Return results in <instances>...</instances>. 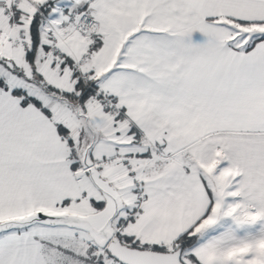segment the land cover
Here are the masks:
<instances>
[{"label":"crops","instance_id":"0c3cea01","mask_svg":"<svg viewBox=\"0 0 264 264\" xmlns=\"http://www.w3.org/2000/svg\"><path fill=\"white\" fill-rule=\"evenodd\" d=\"M14 1L0 0V61L23 65L31 23L41 15L44 51L31 62L33 85L43 80L67 94L79 83L94 85L117 108L105 110L97 99L90 113L96 129L121 121L142 144L128 157L113 136L100 134L93 151L113 186L138 180L129 209L140 210L125 232L173 249L193 231L198 242L187 264H264V35L244 33L242 40L236 27L264 28V0H53L46 10L51 0H20L11 9ZM85 13L98 24L96 36L69 38L63 59L50 60V22L69 27L71 14ZM21 33L31 40L27 49L18 44ZM86 54L82 75L75 62ZM15 91L0 85V223L36 212L95 213L105 200L68 145L80 140V150L83 128L71 131L33 96L42 106L22 105ZM160 151L173 160L159 161ZM214 156L221 173L235 175L248 225L260 223L257 234L242 235L226 222L219 230L211 220V176L200 165ZM97 263L80 231L34 226L0 235V264Z\"/></svg>","mask_w":264,"mask_h":264},{"label":"rangeland","instance_id":"374dc122","mask_svg":"<svg viewBox=\"0 0 264 264\" xmlns=\"http://www.w3.org/2000/svg\"><path fill=\"white\" fill-rule=\"evenodd\" d=\"M65 0H62V2ZM51 18H53V15H51ZM239 30V33H241V39L244 40L243 34L247 33L248 37L253 38L254 36L257 35H264V28H247V27H241V26H236ZM75 37V36H74ZM72 38V37H71ZM77 39V38H73ZM72 39V40H73ZM44 47L40 46L38 50V54L40 55L43 53ZM39 58V57H38ZM31 61L26 58L23 60V65L21 67L15 66L14 64H11L5 60L0 61V81L2 84L7 88L9 92L18 90V89H23V93L20 91H17L16 97H19L21 100L27 97H35L39 99V101L43 102L46 107L50 108L54 112V117L56 120H59V122H63L64 125L68 126L71 131H73V128L77 125L82 126V123L80 119L77 117L76 112L74 110L73 105H78L79 102L71 99V101H68L64 97H61L60 94L55 93L58 98H53L51 97L49 91L47 90L50 86L45 88L47 85L44 84L42 81L37 82V86H34L32 78H33V72L31 70ZM85 67V66H84ZM35 78V77H34ZM31 80V81H30ZM86 81V80H85ZM44 86H43V85ZM46 85V86H45ZM16 92V91H15ZM98 93V91H96ZM101 93V92H100ZM99 93V94H100ZM102 94V93H101ZM86 104H91L90 108L88 107L86 110V113L91 117L90 113L93 108H96L97 105V99L94 95H90L88 97V100ZM111 113L105 112L102 116L105 118L106 116L111 117ZM96 125L97 121H93ZM119 123H116L115 125L111 126L106 132H101L98 131L99 137L100 134H110L111 136L114 137L116 140L118 147L120 149V152L122 154H126L128 157L131 154H135L139 148L141 147L142 144L138 145L135 142V138L131 133H125V125L121 121H117ZM116 128V129H115ZM115 129V130H113ZM100 132V133H99ZM78 137L79 135H74V137ZM68 142V141H67ZM76 143H81L80 140H77ZM74 142H68L70 153L74 151V149L77 152V155L73 156L71 160L78 161V150L80 146L79 144L76 145ZM74 148V149H73ZM136 157V156H135ZM159 161L161 162H167L169 163L171 160V156L164 154L162 151L158 152V155L156 156ZM70 160V161H71ZM217 158L214 156L210 160L206 161V163L201 164L200 167L202 168L203 171L208 176V182L209 186L212 189V192L214 194V212L211 220H213V223L218 226V229H223L222 225L224 222L227 224L228 229H234L240 232V234L245 235L246 233L249 232H254V234H257V230L260 228V223L255 220L254 226L248 225L250 221V213L244 206V202L241 200L240 193L237 191L236 188V180H235V175L234 177H229L226 173H221V169L223 167V164H218L216 163ZM133 161L130 163V167L133 170ZM213 164V166H211ZM219 172V174H217ZM223 175V176H221ZM220 180H223L221 182ZM228 183L227 185L224 184L225 182ZM138 180L134 178H129L124 182V185L122 184L121 187H118L116 184H114V188L119 192L120 196L122 197L125 208L120 214V216H124L125 212L127 209L130 208V204L132 201V196L134 195L133 193L135 192L134 190L136 187H138ZM132 183V185H131ZM139 191V190H138ZM104 207V206H103ZM102 205H97V211L101 210ZM96 211V212H97ZM49 214H56V213H49ZM252 219V218H251ZM85 235H87L85 233ZM89 241L93 244L94 248V253H95V259L96 261H105L107 263L112 262L113 264H119L116 260L112 259L109 257V260L105 254V250L99 249L95 243L92 241V239L87 235ZM127 245H131V242H126ZM138 246V245H137ZM261 254V250L258 252ZM190 255V251H186L182 255V260H184L186 263H188V258ZM264 257V256H262Z\"/></svg>","mask_w":264,"mask_h":264},{"label":"water","instance_id":"95a60500","mask_svg":"<svg viewBox=\"0 0 264 264\" xmlns=\"http://www.w3.org/2000/svg\"><path fill=\"white\" fill-rule=\"evenodd\" d=\"M73 107L84 130L78 160L93 186L102 194L105 200L104 207L86 216L36 212L25 217L6 220L0 223V235L34 226L68 228L89 235L99 249L107 251L119 264H184L182 248L170 252L132 248L123 244L116 236L114 221L124 210L125 204L114 186L103 178L93 159V151L100 137L91 117L78 105L74 104Z\"/></svg>","mask_w":264,"mask_h":264},{"label":"trees","instance_id":"16d2710c","mask_svg":"<svg viewBox=\"0 0 264 264\" xmlns=\"http://www.w3.org/2000/svg\"><path fill=\"white\" fill-rule=\"evenodd\" d=\"M53 3H54L53 0L47 3L44 7L45 10L46 8L50 7ZM244 24H249V23H244ZM42 25H43V18L41 17V15L37 14V16L34 18L30 26V32H31V37H32V49L30 50V52H28L27 57L31 62L35 61L34 59L35 52L37 51V49H39L40 46H42ZM0 85H3L1 81H0ZM47 87L48 86H46L45 88ZM47 90L49 91L50 95L54 98H58L56 97L57 95L55 94L57 93V94H60L61 97H64L65 99H67L68 101H71V99L78 101L79 102L78 106L83 108L85 111L87 110L86 102L88 100V97H90L91 94L94 95L96 99H98V101L99 100L101 102L103 101L102 96L96 94V89L94 85L90 87H83L82 84L79 83V85L76 86L75 93H72V94H67L66 92H62L59 89L53 87L52 85ZM18 91L23 93L22 90H18ZM15 93H17V91ZM111 100L115 102L113 99ZM30 103L35 104L37 106L39 105L42 106L37 100H35L32 97L24 98L22 101V105L30 104ZM104 204L102 205V207L104 206ZM139 208L140 206L132 210L127 209L125 216H119L114 221V228L116 230V236L121 240L123 244L127 245L126 242H131V245H127V246L132 247V248H138V249H144V250H154V251H160V252H170L175 249L182 248L183 253L197 244L198 236L193 231L180 237L176 241V243L173 245V249H170L169 247H166L164 245H159V244H142L141 242L136 240L135 236L134 237L130 236L129 234L125 232V229L128 223L135 220L136 215L139 213V210H140ZM105 254L108 260H109V257L112 258L107 251H105ZM183 262L184 264H187L184 260ZM97 264H113V263L110 262V260H109V263L102 260V261H98ZM195 264H198V263L195 262Z\"/></svg>","mask_w":264,"mask_h":264},{"label":"built area","instance_id":"2783aa9c","mask_svg":"<svg viewBox=\"0 0 264 264\" xmlns=\"http://www.w3.org/2000/svg\"><path fill=\"white\" fill-rule=\"evenodd\" d=\"M20 6V0H16L13 2L11 9H15ZM67 23H69V27H63V24L59 21H51L50 25L52 27V37L49 40L48 46V56L52 61H60L64 57V52L61 49V44L67 42V40L73 36H79L84 39H92L96 36L98 30V24L96 20L85 13L81 16H77L76 14H71L67 18ZM1 27V26H0ZM63 32L60 33L59 29H62ZM0 39L5 41V36L3 34L2 29L0 28ZM20 44L24 49H27L31 46V40L26 33H21L20 35ZM89 58V55H84L81 59L75 62L77 71L83 75L84 73V65L86 60ZM88 83V82H87ZM103 98V106L105 110H110L113 112H117V108L115 103L107 96L99 94ZM115 157L113 160H116Z\"/></svg>","mask_w":264,"mask_h":264}]
</instances>
